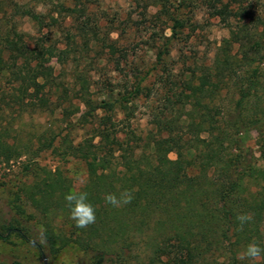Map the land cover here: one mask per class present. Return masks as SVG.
I'll use <instances>...</instances> for the list:
<instances>
[{
    "label": "trees",
    "instance_id": "trees-1",
    "mask_svg": "<svg viewBox=\"0 0 264 264\" xmlns=\"http://www.w3.org/2000/svg\"><path fill=\"white\" fill-rule=\"evenodd\" d=\"M210 1L230 35L211 64L175 74L169 57L185 20L171 0L155 1L153 21H172L171 35L147 40L155 62L128 72L122 65H133L131 43L112 29L102 33L89 19L90 0H0V164L26 155L24 171L34 176L1 239L15 234L54 255L78 246L89 264H249L238 253L253 240L264 247V2ZM124 24L114 18L106 26ZM57 53L74 65L70 72H57ZM104 60L125 73L124 83L90 67ZM154 74L165 92L142 137L119 114L145 90L151 96L144 83ZM7 115L46 119L23 142L15 123L4 126ZM252 130L262 135L259 157L244 139ZM46 151L85 164V184L75 189L63 169L42 167L36 159ZM133 189L127 205L105 202L106 194ZM70 191L88 193L94 224L75 226ZM245 213L253 220L240 231L236 217Z\"/></svg>",
    "mask_w": 264,
    "mask_h": 264
},
{
    "label": "rangeland",
    "instance_id": "rangeland-1",
    "mask_svg": "<svg viewBox=\"0 0 264 264\" xmlns=\"http://www.w3.org/2000/svg\"><path fill=\"white\" fill-rule=\"evenodd\" d=\"M75 0H73L74 2ZM81 1V0H80ZM84 1V0H83ZM156 0H90L89 19L96 20L97 23L103 25L102 33L107 30H114L112 37H121V41L131 43L133 55L130 60L133 65L125 66V71H130L133 66H139L142 70L147 71L155 62L154 50L151 45L146 44L152 35L161 37L162 35H171L170 25L172 21L168 16H163L161 22L156 20L153 15L158 10ZM175 6L181 5L180 17L185 20V26L182 29V35L179 40H175L172 45V55L169 57L170 67L173 73L180 74L189 68H194L197 63L211 64L217 52L219 45L225 37H229L230 30L216 15V10L210 6V0H171ZM244 5H252L260 7L264 0H241ZM75 4V2H74ZM79 8L81 2H77ZM76 4V5H77ZM73 5V4H72ZM173 7V6H172ZM92 12V14L90 13ZM119 18L124 21L123 26H109L107 23L110 19ZM122 23V22H121ZM106 26V27H105ZM27 29H31L29 22L25 23ZM157 43L159 40L156 41ZM96 57V52L90 53V58ZM57 72L69 71L74 65L64 62V57L57 53L54 60ZM72 65V66H71ZM85 65V62L81 68ZM90 66V65H89ZM91 68L103 69L104 77H115V83H124L125 73L115 71V64L112 61L104 60L100 64L90 66ZM95 68V69H96ZM67 69V70H66ZM159 75L154 74L145 81V87L153 89L150 97L147 91L141 94L134 101H130L125 109L119 114L120 119H125L130 123L131 129L137 135L146 137L152 129L151 120L153 118L154 107L162 104V98L165 89L159 82ZM72 76H68L70 80ZM4 86L6 82L2 83ZM7 86V85H6ZM163 91V92H162ZM46 119V118H45ZM44 117L36 115L31 118L26 115L23 120L13 119L11 116L4 117V126L13 122L20 129V139L23 142L35 130L41 129V124L45 122ZM187 118L183 119V123H187ZM78 139L84 134L83 130H79ZM247 147L254 149L257 157L260 156V144L262 135L259 131H249L244 134ZM170 157L176 159V153H171ZM29 157L24 155L22 158L14 159L10 163L0 164V231H4L2 225L4 220L11 217L10 213L13 203L16 205H24V196L22 187L25 182H30L34 176L24 171V166L28 163ZM38 163L49 170L56 171L58 168L63 169L68 177L73 181L75 189H80L87 180V169L85 164L78 163L75 160H63L60 156L52 151L43 152L37 159ZM37 226V225H36ZM39 226V225H38ZM42 248L38 246V242L31 243L22 240L17 235L12 234L9 239L0 238V264L11 262L15 259L23 261L25 264H89L87 257L78 246H72L64 249L59 254H50L47 246ZM46 257V259H44Z\"/></svg>",
    "mask_w": 264,
    "mask_h": 264
},
{
    "label": "clouds",
    "instance_id": "clouds-1",
    "mask_svg": "<svg viewBox=\"0 0 264 264\" xmlns=\"http://www.w3.org/2000/svg\"><path fill=\"white\" fill-rule=\"evenodd\" d=\"M133 191L135 190H125L120 192L118 196L115 193H109L104 196V199L107 204L119 208L132 201ZM65 200L70 208V219L75 222V226L77 228H87L89 225L96 222L95 209L91 203L88 202L87 192L70 191L65 195ZM236 220L239 222L238 230L242 231L244 225L253 220V214H240L236 217ZM37 240L40 244L46 243V237L43 229L39 230ZM237 259L240 261L247 260L249 264H260L261 261H264V247H261L255 240H253L243 251L238 253Z\"/></svg>",
    "mask_w": 264,
    "mask_h": 264
},
{
    "label": "water",
    "instance_id": "water-1",
    "mask_svg": "<svg viewBox=\"0 0 264 264\" xmlns=\"http://www.w3.org/2000/svg\"><path fill=\"white\" fill-rule=\"evenodd\" d=\"M44 259H46V257H44Z\"/></svg>",
    "mask_w": 264,
    "mask_h": 264
}]
</instances>
